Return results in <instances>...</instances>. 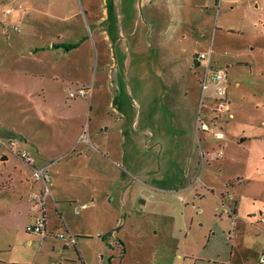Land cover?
<instances>
[{"label": "rangeland", "instance_id": "obj_1", "mask_svg": "<svg viewBox=\"0 0 264 264\" xmlns=\"http://www.w3.org/2000/svg\"><path fill=\"white\" fill-rule=\"evenodd\" d=\"M124 2L119 12V42H113L112 37L111 44L103 47L104 56L96 52L90 59L75 58L68 66L59 67L57 81L48 78L43 82L29 75L40 66L35 69L20 58L17 40L11 32L6 36L4 11L10 3L0 0V150L8 149L11 156L5 166L0 164V182L9 172L14 178L13 185L1 186L0 201L9 204L5 195L22 188L15 181L19 176L28 180L27 185L35 184V189L44 185L39 180L33 183V167L21 168L22 158L8 143L12 132L3 128H17L30 138L32 155L36 145H42L44 152L52 150L43 156L46 163L55 161L49 169L47 202L57 193L80 202L95 196V206L88 211L78 212L77 205L68 203V222L74 230L103 232L101 239L80 236V253L88 255L104 244V253L111 247L119 255V239L127 249L121 264H193L194 257L209 260L201 250L210 238L209 246L216 248L212 264H264L258 262L257 254L264 243V224L257 212L258 207L264 212V143L260 141L264 137L263 12L259 14L262 23L256 22L251 28L240 9L233 11L232 19L239 21L245 33L229 39L216 36L220 50L240 51L241 57L250 61L233 64L227 70V98L233 117L229 118L231 126L224 125L225 144L218 145L208 134H204V140H197L194 120L200 100L199 73L183 57V53L191 55L192 50L200 48L194 24L204 17L197 14L196 18L182 9L173 16L170 11L147 18L140 5L135 9L131 0ZM219 9L215 12L216 7L212 8L213 17L223 11ZM166 22L170 24L168 48L159 50L155 39L158 31L166 28ZM85 77L90 79L86 84L92 86V105L90 108L89 93L80 97L83 103H73L79 121L77 117L70 120L71 127L82 123V133L88 127L97 129V140L111 150L114 178L107 173H87L89 169L82 162L53 157L66 149L62 144L68 138V117L59 113L66 116L68 107L62 104L73 99H65V94ZM41 87L45 88L46 99L41 98ZM111 93L114 109L105 99ZM201 116L219 128L218 118ZM222 144L223 156L213 157ZM201 152L206 163L200 158ZM190 156L198 160V165L189 162ZM68 166L71 175L66 173ZM222 194L239 200L234 215L229 213L233 200ZM24 226L22 215L0 225V251L16 248V258L36 255L40 238H32ZM233 237L234 256L227 263L222 259ZM68 248V257L76 256L73 245ZM187 254L192 256L190 260Z\"/></svg>", "mask_w": 264, "mask_h": 264}, {"label": "crops", "instance_id": "obj_2", "mask_svg": "<svg viewBox=\"0 0 264 264\" xmlns=\"http://www.w3.org/2000/svg\"><path fill=\"white\" fill-rule=\"evenodd\" d=\"M132 7L137 8V4L140 5L141 10L144 9L145 16L147 18H157L167 14L171 11L172 16L174 13L179 12V10L186 9L191 11V16L194 14L196 18L197 14L204 17V20L199 19L197 24H194L199 33H197L198 39L197 44L200 45L199 49L192 50L191 55L183 53L184 60L187 61L188 66L196 68V71L200 74L202 69V63L197 59V55L202 52H210V62L213 67L222 68L226 72L227 80V70L233 64L248 63L247 59L241 57V52L232 53L229 50H220L219 46L216 44V36L224 38H232L233 35L244 34V30L241 29L240 25L237 24L239 21L232 19L233 11L239 10L242 13L243 18L247 21V24H251V28L256 27V22L261 24L259 21V14L263 12L264 15V0H131ZM9 5L6 9H11L10 13L6 14L5 11V23L3 25L5 29L6 36H9V32L12 33V38L16 39L18 44L16 47L17 53L20 54V58L28 60L35 69L39 65L40 68L37 71L33 69L29 72V75L38 76L45 82V79H51L52 81H57L60 77L59 67L62 65L68 66V64L73 63L75 58L86 57L88 59L92 58L96 52L97 54L103 55V47L105 44H111V38L113 37L115 43L119 42L121 37L120 21L122 15H119L120 10L124 7V0H9ZM128 7V6H126ZM216 7L215 12H219V8H222V12L218 13V16L212 15V8ZM139 8V9H140ZM5 9V10H6ZM228 10V11H227ZM193 11V12H192ZM170 15V14H169ZM137 17V15H136ZM216 19V20H215ZM182 23V22H181ZM193 25V26H194ZM170 24L166 22V28L159 32L155 39V48L163 50L168 48V40ZM68 45H73L72 48H68ZM66 47V48H65ZM252 47H250V50ZM249 50V51H250ZM252 51V50H251ZM101 52V53H100ZM228 56V57H226ZM68 61V63H67ZM78 61V60H77ZM44 67H48L44 71ZM178 69V68H177ZM175 73V72H174ZM90 78V76H89ZM85 77L80 80L81 83L74 84V87H86L89 89L90 95V108L93 100L92 86H89L88 82L90 79ZM199 78V75H198ZM199 83V81H198ZM228 80L226 83V92L228 95ZM70 89V88H69ZM200 90V87H199ZM68 91V90H67ZM185 91V90H184ZM41 98L46 99L45 88H40ZM186 92V91H185ZM184 92V94H185ZM65 99H73L70 103L63 102L62 105L68 107L65 108L68 114L65 116L59 113L61 117H68V138L64 139L65 142L62 146H65L63 153L55 157L57 159H67L72 162H82L85 165V169H89L87 173H95L97 175H104V173L109 174V178L115 177V165L113 161V156L111 150L102 141L97 140V135H100L97 129H87L89 142L88 144L81 142L80 138L82 133V126L80 123L76 128L71 127L72 122L70 120L77 117L75 115L76 110L72 108L73 103L79 105L78 102H82L80 97L68 98L65 94ZM107 99V104L112 109H114L113 94H109L105 97ZM228 99V98H227ZM66 101V100H65ZM200 100L197 101V107L199 109ZM61 106V105H60ZM197 109V111H198ZM195 113V119L196 114ZM201 113L209 116V112L205 107L201 108ZM226 116H218L219 127L224 130V125H230V117L233 115L230 112L224 113ZM79 121L78 117L76 118ZM223 121V122H221ZM264 124V121L261 122ZM3 130L12 132V136L7 138V140H15L17 142V149L19 151H25L31 156L32 161L30 164L26 163L21 159L20 167L22 165L23 169L27 167H42L48 166V170L51 168V164L55 161H48L46 163L43 156L50 153L52 150L47 149L45 152L41 149L42 145H36V153L32 155L29 147L30 138L22 130L11 127H4ZM120 130V129H119ZM194 130H195V120H194ZM5 131V132H6ZM197 140L200 142L202 139L206 138L204 134L206 132H196ZM203 133V134H200ZM209 135V134H208ZM242 136V135H241ZM63 137V136H62ZM244 137L246 140L247 137ZM109 139V138H108ZM8 140V141H9ZM92 140V141H91ZM94 140V142H93ZM217 140V139H216ZM243 140V139H242ZM264 143V137L260 141ZM218 145L220 142H226V136L223 139L217 140ZM222 144V147H223ZM56 147L51 145L50 148ZM44 152V153H43ZM201 156L204 163L206 160L204 156ZM223 156V155H222ZM190 163H195L198 165V160L190 156ZM11 159L8 149L0 150V164L5 166V164ZM54 160V159H53ZM71 162V163H72ZM194 164V165H195ZM21 167V168H22ZM66 167V166H65ZM144 168H147L145 166ZM93 171V172H90ZM21 172V171H20ZM25 172V171H24ZM23 172V173H24ZM50 172V171H49ZM71 168L68 166L66 170L67 174L71 175ZM111 176V177H110ZM19 176L15 178V181L22 184L21 189H15L12 193H8L5 196L11 201L9 204L0 201V213L4 215L3 219L0 215V225L6 224L7 221L16 216L22 215L24 218V230L26 225L31 220L32 210L27 204H31L30 196L33 193L41 192V189H35V184L27 185L28 180L22 179ZM12 173L9 172L6 177L2 176V181L0 182V190L8 184H12L13 180ZM11 181V183H10ZM23 182V183H22ZM33 183H38L36 180ZM62 193H57L53 195L48 201V195L45 196V216L46 224L45 230L47 235L41 237L39 234L32 232H25L31 234L32 238H40V244L38 245V252L32 258H16L13 250H1L0 252V264H68V259H71V264H104V255L108 256L107 264H121L124 254H126L127 249L125 244L118 241L116 245L119 248V255L113 252L111 247H108L107 253H104V244L97 249L92 251L90 254H85L83 251L77 249V244L80 236H89L91 238L101 239L103 235L102 231H83L78 232L73 229L72 225L68 222V203L77 205V211L81 210L88 211L95 206V196L90 195V200L80 202L74 199H68ZM223 198L227 197L233 200V204L230 205V214L234 215L239 208L238 202L231 197V195L226 194V196L221 195ZM63 198V199H61ZM140 201V200H139ZM64 203L60 205L59 203ZM140 202H143L140 201ZM66 203V204H65ZM256 210V209H255ZM258 216L264 215V212L258 207ZM11 223H8L9 227H12ZM261 222V221H260ZM263 223V222H261ZM264 224V223H263ZM13 230V228H12ZM63 232L64 237H58L54 233ZM113 237V231L110 234ZM102 241V240H101ZM210 238H207V243L202 248L201 252L205 254V258L209 260H200V257H194L193 264H212L211 258H215V247L209 246ZM235 238L233 237L232 244H230L228 249V254L224 255L225 262L229 261L234 256ZM30 242V240H28ZM102 243V242H101ZM72 244L75 248V254L68 257V247ZM113 244V243H111ZM264 244V243H263ZM258 248V258L262 251H264V245ZM42 253V255H39ZM40 256V257H39ZM190 260L191 255H186ZM185 258V255H184ZM203 261V262H202ZM259 262V261H258ZM264 263V262H263Z\"/></svg>", "mask_w": 264, "mask_h": 264}, {"label": "built area", "instance_id": "obj_3", "mask_svg": "<svg viewBox=\"0 0 264 264\" xmlns=\"http://www.w3.org/2000/svg\"><path fill=\"white\" fill-rule=\"evenodd\" d=\"M11 9H6L5 13H10ZM197 59L202 63V69L199 74V87H200V105L196 114L195 119V130L196 132H206L217 140H221L225 136V132L221 127L213 123L204 120V117L201 116V108L205 107L206 110L213 115H210V118H217L221 114L228 113L229 111V101L227 99L226 92V72L222 68H216L211 65L210 62V52H202L197 55ZM89 93V89L86 87H74L70 88L67 91L68 98L84 97ZM204 115V114H203ZM81 140L85 143L89 142V138L86 133L81 135ZM9 145L12 146L15 152L26 163L30 164L32 158L25 151H19L16 147L17 142L15 140H9ZM223 155V147L219 146L214 152L213 157L221 158ZM203 156V154H202ZM33 178L43 182V188L39 193H33L30 196L31 199V210L32 216L29 223L26 225L25 230L27 232H32L39 234L42 238L45 237L48 233L45 230L46 216H45V196L49 192L50 172L48 166H42L35 168L33 167L32 172ZM260 221L264 223V215H260ZM58 237H64L63 232L54 233ZM258 261L260 263L264 262V251L261 252Z\"/></svg>", "mask_w": 264, "mask_h": 264}, {"label": "trees", "instance_id": "obj_4", "mask_svg": "<svg viewBox=\"0 0 264 264\" xmlns=\"http://www.w3.org/2000/svg\"><path fill=\"white\" fill-rule=\"evenodd\" d=\"M67 47H68V48H72V47H73V45H68ZM65 48H66V47H65Z\"/></svg>", "mask_w": 264, "mask_h": 264}]
</instances>
